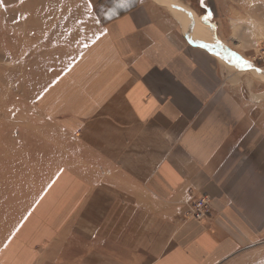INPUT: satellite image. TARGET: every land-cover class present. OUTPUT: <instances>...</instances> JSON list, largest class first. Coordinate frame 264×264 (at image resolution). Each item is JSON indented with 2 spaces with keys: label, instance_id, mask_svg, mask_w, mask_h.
<instances>
[{
  "label": "crops",
  "instance_id": "0c3cea01",
  "mask_svg": "<svg viewBox=\"0 0 264 264\" xmlns=\"http://www.w3.org/2000/svg\"><path fill=\"white\" fill-rule=\"evenodd\" d=\"M76 5L101 29L46 113L77 134L90 170L47 179L1 242L0 264L227 262L264 235V84L241 78L253 70L221 31L187 32L196 20L184 8ZM191 196L209 198L208 217H187ZM30 226L34 241L20 237Z\"/></svg>",
  "mask_w": 264,
  "mask_h": 264
},
{
  "label": "rangeland",
  "instance_id": "374dc122",
  "mask_svg": "<svg viewBox=\"0 0 264 264\" xmlns=\"http://www.w3.org/2000/svg\"><path fill=\"white\" fill-rule=\"evenodd\" d=\"M163 1L195 14L196 22L187 25V32L213 36V30L221 31V44L250 62L244 67L257 75L241 78L263 86L264 74L259 73L264 70V0ZM76 2L0 0V244L58 168L90 170L83 165L92 155L77 134L62 124L61 117L46 113L57 89L54 82L67 78L74 62L87 59L83 52L101 29L95 12ZM31 232L30 226L20 237L34 241ZM253 238L223 264H264V235Z\"/></svg>",
  "mask_w": 264,
  "mask_h": 264
},
{
  "label": "built area",
  "instance_id": "2783aa9c",
  "mask_svg": "<svg viewBox=\"0 0 264 264\" xmlns=\"http://www.w3.org/2000/svg\"><path fill=\"white\" fill-rule=\"evenodd\" d=\"M187 204V217L193 218L196 221L205 219L211 212V203L206 196H191Z\"/></svg>",
  "mask_w": 264,
  "mask_h": 264
},
{
  "label": "snow or ice",
  "instance_id": "6c2138e0",
  "mask_svg": "<svg viewBox=\"0 0 264 264\" xmlns=\"http://www.w3.org/2000/svg\"><path fill=\"white\" fill-rule=\"evenodd\" d=\"M121 6H123V5H121ZM104 34L106 35L107 33H104ZM96 39L98 40L99 37H96ZM243 63H245V64H250V62H248V61H243ZM262 74H264V70H262ZM54 83H58V80L55 81ZM47 91H48V88H47V86H46L45 89L42 90V92H43V93H46ZM40 98H42V96H41ZM5 247H7V245H5Z\"/></svg>",
  "mask_w": 264,
  "mask_h": 264
},
{
  "label": "bare ground",
  "instance_id": "6f19581e",
  "mask_svg": "<svg viewBox=\"0 0 264 264\" xmlns=\"http://www.w3.org/2000/svg\"><path fill=\"white\" fill-rule=\"evenodd\" d=\"M200 25V27L202 28V29H204V30H207L205 27H203V25H201V24H199ZM208 31V30H207Z\"/></svg>",
  "mask_w": 264,
  "mask_h": 264
}]
</instances>
